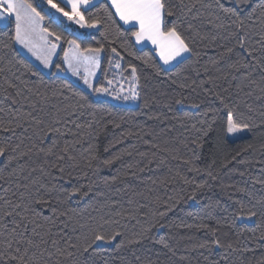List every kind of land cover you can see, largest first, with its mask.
<instances>
[{
    "label": "trees",
    "instance_id": "trees-1",
    "mask_svg": "<svg viewBox=\"0 0 264 264\" xmlns=\"http://www.w3.org/2000/svg\"><path fill=\"white\" fill-rule=\"evenodd\" d=\"M28 2L39 6L38 10L40 8L48 10L42 0ZM203 2L209 3L211 0ZM221 2L226 7L234 6L231 0ZM105 6L110 7L106 0H99L87 9H82L86 17L89 14L103 17L105 27L84 34L77 42L81 43L82 47L105 45L106 51L102 54L96 87L106 85L107 80H114L117 73L123 78H128L129 72L123 69L129 64L137 66L141 73V95L135 107L118 106L106 100L95 99L92 93L69 78L56 74V64L64 68L63 50L68 48L66 41L77 35L67 29L65 20L57 21L46 17L43 22L44 26L63 37L60 41L51 37V40L60 47L51 73L46 75L40 70L43 73V82L39 77L31 76L25 71L22 67L25 63L38 67L19 52L15 45V50L7 52L4 59L0 60V68L4 69L0 72V109H3L0 111V122L7 123L12 120V114L8 111L12 109L19 117V123L23 125L17 127L14 134L0 132V146L10 144L14 148L20 145L18 151H28L34 143L45 149L52 147L53 137L41 139L36 133L51 125L57 115L61 119V123L56 127L60 128L63 135H56L57 143L53 154L36 155L33 150L29 156L13 160L11 164L6 158H0V197L19 202L18 194L24 189L17 188V184L30 183L32 179H37L49 187L54 186L56 189L49 196L50 204L37 206L42 213L38 218L41 227L36 229L39 235L32 238L36 241H40L41 238L47 241L42 245V249H47L45 256L55 251L53 240L57 245L66 247L67 240L75 241L78 235L88 231L87 228L81 227L82 224H88L93 217L98 219L102 215L107 219L119 221L107 225L108 230L119 229L124 232L125 239L134 238L136 233L147 227L154 219L152 212L155 210L154 201L157 197L174 205L172 210L167 211L164 218L166 222L171 220L179 222L183 219L187 223L197 224L200 219H193L188 213L202 217L206 211H211L212 218H206L205 222L212 226L216 225L217 220L223 221L225 216L231 218V214L238 211L235 201L247 202L248 194L257 198L264 197V186L254 183L256 180H264V123H262L264 116H261V113H264V98H260L264 93H261L257 86L260 84L261 69L253 65L241 69L240 72L230 70L229 65L244 53L235 47V40L228 37L225 29H216L212 26L222 22L216 19L215 10L202 8L199 4L197 9L193 10V14L197 10L201 13L199 19L191 21L193 34L198 30L201 35L207 37L204 40L197 37L196 50L199 56L179 65L175 64L171 68H163L154 50L148 47L138 48L135 45L130 31L132 27L123 26L117 17L113 18L117 23L107 19L106 13L102 11ZM12 31L14 22L6 29L0 25V36L6 37ZM258 31L259 26H256L248 36L249 42L255 43L259 40L256 34ZM213 37H216L215 41ZM112 41L115 43H111ZM111 47H116L123 56L120 60L121 69L118 71L109 65V60L113 57ZM228 47H234L235 51L231 55H222ZM0 55L4 53L0 52ZM139 57L162 67L164 71L156 75L154 69L145 67ZM117 59L119 58L113 59V64ZM9 60L12 61L11 64L8 63ZM213 61L218 63L213 64ZM246 73H251L250 80L243 79ZM225 74L227 79L222 78ZM209 77L212 78V83L208 82ZM253 80L257 83H252ZM9 83L13 85L12 88L8 87ZM63 85L68 87L62 93L60 89ZM209 90L218 91L227 97L229 103L238 106V116L243 114V118L254 121L257 126L248 131L246 137L228 140L224 131L226 109H223L214 95L206 94ZM17 92L20 93L19 96ZM72 92L87 95L92 107H78L82 102L73 96ZM182 97L187 98L185 103L176 104L175 101ZM192 102L198 103L200 107H190ZM33 104L36 105L35 108L32 107ZM249 105L252 111H249ZM211 108L219 109L216 113L217 122L213 130L204 137L203 146L196 150L198 158H194L189 149L192 147L191 139L197 134L191 130V124L196 123L197 127H200L198 121L204 119L210 121L213 115L209 112ZM28 112H31L33 117L42 119L44 124L38 128L25 115ZM206 112L207 117L204 115ZM157 116L160 118H153ZM113 121L119 123L120 127H114ZM76 124L83 127L77 128ZM128 133L131 135H127ZM65 141L69 142L71 154L76 157L78 167H72V161L56 160V155L61 153ZM152 144L170 151H160L152 147ZM185 144H188V147H185ZM90 146L91 152L99 157L93 161V167L87 166L86 158L90 155L88 151ZM128 152L132 155H127ZM142 153L144 155H141ZM12 154L10 149L6 157ZM113 155H119L121 158L111 167L100 164V160L111 158ZM233 157L236 159L233 160ZM184 159H194L195 166L202 171H189V165L183 163ZM149 160L152 161L151 164H148ZM53 164L63 165L64 174L61 175L57 169L51 167ZM40 167H44L51 175L42 176ZM33 168L37 170L33 172ZM141 168L145 170L140 171ZM13 169L17 170L15 175H12ZM208 170L217 176L216 180L210 179L207 175ZM113 177H116L114 181ZM182 177H187L195 183L207 182L210 187L204 190L197 189L196 200H189L187 197L193 192L194 184L185 183ZM105 180L108 183H105ZM74 187H82L85 191L91 189V194L78 201L66 200L67 192ZM240 188L246 189L247 194L238 191ZM41 192L43 193V189ZM209 205L213 207L210 209ZM7 207L4 200L0 199V212ZM158 210L165 211L162 206ZM130 211L132 216H129ZM62 212H67V216L60 215ZM117 213L123 215H116ZM237 223L238 225L247 223L250 228H255L260 221L254 219ZM11 226L9 223V227ZM26 235L32 236L31 226ZM149 235L151 239H144L139 244L119 250L116 244L121 238H117L112 245H101L100 250L85 253L80 259L88 258L92 264H146L147 261L154 264H205L201 253L205 255L209 253L203 249L193 248V245L200 241L210 239V235H206L203 230L196 228L170 230L157 227ZM217 235L223 242H232L235 247L247 246L255 249L249 252H230L229 260L234 264H241V261L243 264H258V261L264 259V247L256 246L250 231H246L239 238L238 244L236 231L226 225L222 224ZM160 239L166 240L175 248L176 254L172 255L160 244L153 242ZM223 251L213 249L210 255L213 259H219ZM181 256H187L189 259L181 260ZM56 259L54 256L53 264Z\"/></svg>",
    "mask_w": 264,
    "mask_h": 264
},
{
    "label": "snow or ice",
    "instance_id": "snow-or-ice-1",
    "mask_svg": "<svg viewBox=\"0 0 264 264\" xmlns=\"http://www.w3.org/2000/svg\"><path fill=\"white\" fill-rule=\"evenodd\" d=\"M43 4L47 6L48 10H54V13L59 14L60 17L66 18L67 21L76 24L81 29H101L105 27V19L99 15L89 14L87 17L82 9H87L90 4L94 3V0H42ZM234 6L226 7L221 0H211L209 3H204L203 0H108L110 7L105 6L102 11L106 13L107 19L112 23H117L114 17H118L119 21H122L124 25H131V36L135 39L136 44H142L144 42L150 43L159 60L164 66H171L175 61L177 65L183 63L186 60H191L193 57H198L197 52V37L200 40H204L207 37L200 34L197 30L193 34L192 20L199 19L201 13L199 10L193 14V10L197 9V5L205 9H214L216 13V19L222 21L219 24H213L216 29H225L228 37L235 40V47H238L244 55L237 59L233 64L229 65L230 70L234 72H240L241 69H247L253 65L261 69L260 84L257 86L260 88L261 93H264V0H231ZM34 6L33 3L28 0H0V22H3V28H8L9 24L14 22V31L9 32L7 36H0V52L4 55H0V60L4 59L7 52L14 51V45H19L22 49L39 61V64L44 69H50L53 67V57L56 55L59 44L54 43L50 38L54 37L56 41H60L63 37L48 27L44 26L43 22L46 17L55 20L54 14L44 8ZM114 10V11H112ZM226 21V22H225ZM259 26V31L256 33L259 36V40L255 43L249 42L248 36L253 30ZM119 32V29H117ZM103 34V33H102ZM83 38V34L75 35V38L67 40L68 48L63 50V63L67 66V71L71 72L73 76H79L84 85L91 90L92 94L96 96H110L114 100L123 101H137L141 95V73L137 66L129 64L123 71L129 72L130 78H124L128 84V88L125 91L123 84L114 82V80H107L106 85L96 87L93 83V77L96 75V71L101 67L102 54L106 51L105 45L98 44L96 47L87 46L82 47L78 40ZM105 39L107 36L105 35ZM215 41L216 37L212 38ZM111 43H115L112 41ZM112 59L109 60L110 67L115 69H121L120 60L123 59L121 52L116 47H111ZM235 51L234 47H228L222 53V55H231ZM132 55V53H129ZM119 58L113 64V59ZM143 60L145 67L153 68L156 75H160L164 69L158 65L152 64L149 60L139 57ZM12 63L11 60L8 61ZM218 61H213V64ZM27 73L31 76L39 77L43 82V73L39 68L25 63L22 65ZM56 70L64 71L60 64L55 65ZM4 69L0 68V72ZM81 72L83 74L81 75ZM222 78L227 79V74ZM235 78V77H233ZM251 73H246L243 76L244 80H250ZM209 83H212V78L209 77ZM257 83L256 81H251ZM27 83V81H24ZM9 88H12L11 83L8 84ZM67 85L61 86L60 91L67 88ZM185 87V85H181ZM31 91V88L28 89ZM227 89H225V92ZM18 96L19 92L16 93ZM214 95L219 101L223 109H226V120L224 123V131L227 136L237 137L238 134L246 131H251L255 125L254 121L243 118V114L237 115V105L228 102V98L221 95L220 92L209 90L208 93ZM73 96H76L80 103L78 107L91 108L92 104L89 102L87 95L72 92ZM250 95V93H249ZM67 98V97H66ZM264 98V96L260 97ZM7 99V97H5ZM46 99V98H45ZM186 97H182L175 101L176 104H184ZM15 103V100H13ZM147 106V101L145 102ZM192 108H199L198 103L192 102L189 105ZM36 107L35 104L32 105ZM249 111H252L251 105L248 106ZM3 111V109H0ZM12 114V120L7 123L0 122V132L15 133L17 127L23 125L19 123V117L12 109H8ZM43 111V109H41ZM209 112L213 113L211 120H200L198 123L201 125L197 127L196 123L191 124V130L195 135L190 144L192 147L189 149L193 153L194 158L196 156V150L203 146V139L210 131L213 130V126L217 122L216 113L219 112L218 108H211ZM29 117L30 121L38 128L44 124L42 119L32 116L31 112L25 113ZM111 115V113H109ZM206 117L208 113L204 114ZM264 116V113H261ZM159 119L160 117H153ZM15 121V123H13ZM61 123V119L57 115L54 117L53 123L47 127L40 129L36 134L41 139L45 137H53L52 147L47 149L41 145L33 144L28 151H18L20 145H16L14 148L9 144L0 146V158H6L8 163L11 164L13 160L22 159L25 156H29L35 150L36 155L44 154L45 156L53 154L54 147L56 146V135L63 133L60 132V128L56 127ZM74 123V122H73ZM113 126L119 128L120 124L113 121ZM264 123V120H262ZM77 128L83 127L80 124H76ZM91 127V125H89ZM27 131V129H25ZM75 135V133H74ZM127 135H131L128 133ZM146 143H150L147 142ZM152 147L159 149L160 151H170L169 149H161L159 145L152 144ZM188 147V144H185ZM11 149L12 155L6 157V153ZM108 149L106 148L105 151ZM90 155L87 159V166L93 167V161L99 159V157L91 152V146L89 147ZM72 148L69 142L65 141L64 147L60 154L56 155L57 161H72V167H78L79 164L76 161V157L71 154ZM127 155H132L128 152ZM141 155H144L143 153ZM155 155V153H153ZM121 157L119 155H113L111 158L100 160V164L105 167H111ZM176 158V157H173ZM233 160L236 157L232 158ZM152 161L149 160L148 164ZM183 163L189 165V171L200 172V168H197L194 164V159H184ZM51 167L57 169L61 175L64 174L65 168L61 164H53ZM131 167V166H129ZM147 167V165H145ZM23 166L21 167V171ZM37 169L33 168L35 172ZM145 168H141L140 171H144ZM40 173L43 175H51L44 167L39 168ZM16 169H13L12 175H15ZM244 175V173H240ZM207 175L212 180H216L217 176L213 174L211 170H208ZM113 181L116 177L112 178ZM185 183L194 184L193 192L187 197L189 200H196V190H204L210 186L207 182L195 183L182 177ZM105 183H108L105 180ZM254 183H260L264 186V180H256ZM234 187V186H229ZM17 188H23L24 191L19 192L18 200L2 198L4 203L8 205L2 212H0V264H53V257H57L55 264H92L88 258L80 259L85 253H94L100 250L101 245H112L117 241V238H121L116 244L117 250L141 243L144 239H151L149 235L154 228H172L177 229H192L203 230L206 235H210V239H204L198 244L193 245L194 249H203L208 255L201 253L205 264H234L229 260V253L237 251H254L255 249L245 246L244 248H238L233 245L232 242L225 243L217 235L219 228L226 225L236 231L237 244L239 238L246 232L250 231L252 234V240L255 242L258 248L264 247V197H255L252 194H248V201L237 200L235 203L238 205V211L231 214V218L225 216L223 221L217 220L216 225L212 226L205 222V219L212 218V212L206 211L204 216L197 217L196 214L188 213L193 219H200L197 224L187 223L183 219L179 222L171 220L166 222L165 217L167 211L172 210L173 204L163 201L159 197L154 201L155 210L152 212V219L147 227L135 234L134 238L125 239V234L119 229L108 230L107 225L113 223H119V221L107 219L105 216H100L98 219L93 217L88 224H82V228H87L88 231L82 233L76 237V240H67V246L61 247L57 245L53 240L52 244L55 247L54 252H50L45 256L47 249H42V245L46 244L43 238L40 241L33 239V236L39 235L36 229L41 227L38 222V218L42 213L37 206L50 204L49 196L55 191V187H49L41 183L37 179H32L30 183L17 184ZM43 189V193L41 192ZM7 192L8 189H5ZM238 191L246 193L244 188L238 189ZM16 195V193H13ZM91 194V189L82 190V187H74L71 191L67 192L65 199L68 201L80 200L83 197H87ZM171 199V198H169ZM182 199V198H181ZM178 202V201H177ZM163 207L165 211H159L160 207ZM210 209L212 205L208 206ZM134 211V210H133ZM60 215L67 216V212H62ZM116 215H123L117 213ZM129 216H132V211L129 212ZM159 217V219H155ZM10 218V219H9ZM147 219V217H145ZM259 219L260 223L255 228H250L247 223L238 225V221L247 222ZM55 223V221H50ZM9 223L12 225L9 227ZM139 223V221H138ZM32 229V236L26 235L29 231V227ZM67 226V225H65ZM51 229H49V233ZM154 243L160 244L164 249H167L172 255L176 254L175 248H173L166 240H154ZM213 249L224 250L219 259H213L210 255ZM139 259V258H137ZM181 260H188L189 257L181 256ZM146 264H154L152 261H147ZM243 264V261H241ZM258 264H264V259L258 261Z\"/></svg>",
    "mask_w": 264,
    "mask_h": 264
},
{
    "label": "rangeland",
    "instance_id": "rangeland-1",
    "mask_svg": "<svg viewBox=\"0 0 264 264\" xmlns=\"http://www.w3.org/2000/svg\"><path fill=\"white\" fill-rule=\"evenodd\" d=\"M50 12H52L54 14V16L56 17V20L57 21H62V20H65V24H66V27L68 30H71L73 33L75 34H89L90 32L94 31L95 29H81L79 28L78 25L76 24H73L72 22L70 21H67L66 18H63V17H60L59 14H56L54 13L52 10H49ZM0 25H3V22H0ZM20 50L24 51L25 54H27V58L34 64L36 65L44 74L48 75L51 73L52 71V68L50 69H44L42 65L39 64V61H36L34 57H32L28 52L27 50L25 49H22L20 46H19ZM58 51V49H57ZM57 51H56V55L53 57V62L57 56ZM64 71H57L56 70V74L57 75H62V76H65L67 78H69L71 81H73L74 83L78 84L81 88H83L84 90L91 92L90 89L87 88L86 85H84L83 83V80L79 77V76H73L71 74V72L67 71V66L64 64ZM117 71L120 70V69H116ZM83 74V72H81V75ZM99 74H100V69H98L96 71V75L95 77H93V83H94V86H95V83H96V80L98 79L99 77ZM114 82H118L119 84H123L124 87H125V91L127 90L128 88V84L126 82V80L122 77V75H120V73H117L115 76H114ZM130 78V77H128ZM93 97L95 99H98V100H106V101H109L115 105H118V106H125V107H135L137 105V101L133 102V101H123V100H114L112 99L110 96H96L94 94H92ZM248 135V131L244 132V133H240L238 134L237 137H231V136H227L228 140H236V139H240V138H243V137H246Z\"/></svg>",
    "mask_w": 264,
    "mask_h": 264
},
{
    "label": "crops",
    "instance_id": "crops-1",
    "mask_svg": "<svg viewBox=\"0 0 264 264\" xmlns=\"http://www.w3.org/2000/svg\"><path fill=\"white\" fill-rule=\"evenodd\" d=\"M98 1H99V0H94V3H93V4H95V3L98 2ZM106 1L108 2V0H106ZM93 4H90L88 7L92 6ZM109 5H110V4H109ZM113 11H114V10H113ZM117 18H118V17H117ZM120 23H121L123 26H125V27H132L131 25H124L122 21H120ZM50 39H51V38H50ZM52 41H53V40H52ZM53 42H54V41H53ZM54 43H55V42H54ZM134 43H135V39H134ZM135 45H136L138 48L148 47V48L154 50L153 46H152L150 43H148V42H144V43H142V44H136V43H135ZM15 46H16V48L18 49L19 52H21L25 57H28L27 54L24 53V51L20 50L19 45H15ZM57 49H58V48H57ZM57 52H58V51H57ZM154 52H155V50H154ZM155 54H156V53H155ZM156 56H157V55H156ZM157 58H158V60H159V57H158V56H157ZM159 62H160L161 66H162L163 68H171V67H173V66L176 64V62L174 61L173 64H172L171 66H164L160 60H159Z\"/></svg>",
    "mask_w": 264,
    "mask_h": 264
}]
</instances>
